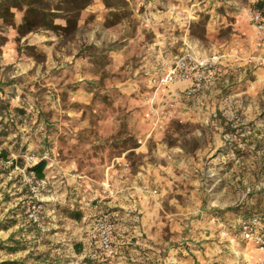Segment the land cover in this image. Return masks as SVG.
<instances>
[{"label":"rangeland","instance_id":"obj_1","mask_svg":"<svg viewBox=\"0 0 264 264\" xmlns=\"http://www.w3.org/2000/svg\"><path fill=\"white\" fill-rule=\"evenodd\" d=\"M258 1L90 0L70 35H21L0 19V264H178L171 253L187 258L201 224L236 234L240 219L264 214ZM12 11L18 25L23 12ZM182 49L225 58L213 85L161 111L146 64ZM39 159L44 179L29 170ZM139 172L157 206L131 212L135 226L148 223L133 237L108 203ZM108 179L113 198L102 194ZM74 209L81 220L67 216ZM101 212L115 226L114 257L89 244Z\"/></svg>","mask_w":264,"mask_h":264},{"label":"crops","instance_id":"obj_2","mask_svg":"<svg viewBox=\"0 0 264 264\" xmlns=\"http://www.w3.org/2000/svg\"><path fill=\"white\" fill-rule=\"evenodd\" d=\"M253 29L254 25H253ZM184 52V53H183ZM192 53L199 54L195 51H189L188 49H182V54ZM212 53H219V51H212L207 54L197 55L204 57ZM180 56V55H179ZM178 56L167 55L166 58L163 55H156L154 59L151 60L146 66H150L148 70L149 79L153 75L163 74L166 70V67L169 63L174 61ZM150 83V82H149ZM150 87V85H149ZM185 86L176 85L173 87H168L160 91L158 95V103L160 105V110L163 111L166 108V105L171 101H179L183 98H186L184 93ZM200 93V92H199ZM165 105V106H164ZM168 120H166L167 122ZM150 179L146 173H137L134 175H128L125 180L118 182L119 193L111 200L108 205L113 208L115 212L113 215L117 216L116 220L119 222V225L125 223L129 230H132L129 235L133 237H141L143 233H146L144 227L147 226L145 218H142L140 221V227L135 226V217L130 216L131 212L138 208L139 212L152 210L157 206V203L154 201L150 195H145L143 192L139 191L140 183H147ZM153 181L150 182L153 185ZM157 192V190H155ZM148 199H150L148 201ZM124 211V212H123ZM122 221V222H121ZM241 219L237 222V233L233 234L228 233L226 230L219 229V232H216L213 225L201 224L200 236H197L196 239H192V242H198L199 245L193 250L189 249L188 257L183 259H176L174 253H171L170 261L178 262V264H245L246 262L255 263L256 260L262 256L252 245L246 244L240 234V223ZM121 222V223H120ZM134 226H129V225ZM206 229L211 230L209 233L205 231ZM120 230V228H119ZM127 229V231H129ZM204 230V232H203ZM214 230V231H212ZM124 232V231H123ZM213 240V242L208 244L205 240ZM156 240V239H155ZM139 241H141L139 239ZM143 241V240H142ZM143 242H140L142 244ZM124 244V243H123ZM147 244V243H145ZM166 242L164 246H167ZM120 246V245H118Z\"/></svg>","mask_w":264,"mask_h":264},{"label":"built area","instance_id":"obj_3","mask_svg":"<svg viewBox=\"0 0 264 264\" xmlns=\"http://www.w3.org/2000/svg\"><path fill=\"white\" fill-rule=\"evenodd\" d=\"M257 41L256 49H264V15L258 11L251 13ZM224 55L212 53L200 57L195 54L185 53L174 59L166 67L163 74L153 75L151 77L152 89L155 93L161 90L183 85L186 97H193L200 91H203L213 85L219 66L223 63ZM173 107V103H170ZM170 115V113H168ZM151 113L147 117L150 119ZM158 125V122L155 123ZM43 181H35L31 190L34 194L38 193ZM117 188L108 179L103 182V197L113 198L117 194ZM96 200V199H95ZM39 207L33 205L30 218L38 223ZM240 234L246 244L252 245L262 254L255 263L246 262L245 264H264V214H255L253 216L241 219L239 223ZM115 226L108 213L101 212L96 220L94 227L89 235V244L97 247L101 254L107 257H114L116 248L114 245Z\"/></svg>","mask_w":264,"mask_h":264},{"label":"trees","instance_id":"obj_4","mask_svg":"<svg viewBox=\"0 0 264 264\" xmlns=\"http://www.w3.org/2000/svg\"><path fill=\"white\" fill-rule=\"evenodd\" d=\"M90 0H0V19L7 25L13 26L21 35H26L38 29L50 31H62L66 35L75 33L78 28L81 12L89 4ZM12 9L23 12V17L17 25ZM255 11L264 15V0H259ZM57 19H62L65 25L56 24ZM47 160L39 159L29 170L34 172L37 179L45 178ZM67 216L81 220L82 213L70 210Z\"/></svg>","mask_w":264,"mask_h":264}]
</instances>
